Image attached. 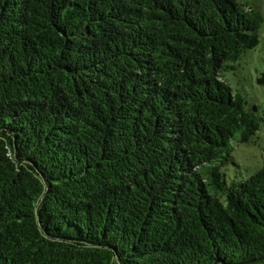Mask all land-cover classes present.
I'll return each mask as SVG.
<instances>
[{
  "label": "trees",
  "instance_id": "trees-1",
  "mask_svg": "<svg viewBox=\"0 0 264 264\" xmlns=\"http://www.w3.org/2000/svg\"><path fill=\"white\" fill-rule=\"evenodd\" d=\"M256 0H0V264H264L262 127L224 73ZM41 219V222H40Z\"/></svg>",
  "mask_w": 264,
  "mask_h": 264
},
{
  "label": "rangeland",
  "instance_id": "rangeland-1",
  "mask_svg": "<svg viewBox=\"0 0 264 264\" xmlns=\"http://www.w3.org/2000/svg\"><path fill=\"white\" fill-rule=\"evenodd\" d=\"M264 5V0H256ZM260 44L253 50L247 51L234 64V70L224 73V80L230 85L234 94L241 95L249 110L256 109L262 119V127L254 141L250 144H239L233 153V162L225 169L228 181L239 182L249 178L258 170L264 168V25L260 32Z\"/></svg>",
  "mask_w": 264,
  "mask_h": 264
},
{
  "label": "water",
  "instance_id": "water-1",
  "mask_svg": "<svg viewBox=\"0 0 264 264\" xmlns=\"http://www.w3.org/2000/svg\"><path fill=\"white\" fill-rule=\"evenodd\" d=\"M264 81V76L261 78V80L259 81V83H262ZM41 222V219H40Z\"/></svg>",
  "mask_w": 264,
  "mask_h": 264
}]
</instances>
